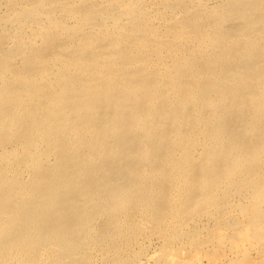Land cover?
<instances>
[{
	"label": "bare ground",
	"instance_id": "bare-ground-1",
	"mask_svg": "<svg viewBox=\"0 0 264 264\" xmlns=\"http://www.w3.org/2000/svg\"><path fill=\"white\" fill-rule=\"evenodd\" d=\"M246 194L264 0H0V264H127Z\"/></svg>",
	"mask_w": 264,
	"mask_h": 264
},
{
	"label": "rangeland",
	"instance_id": "rangeland-1",
	"mask_svg": "<svg viewBox=\"0 0 264 264\" xmlns=\"http://www.w3.org/2000/svg\"><path fill=\"white\" fill-rule=\"evenodd\" d=\"M259 201L251 194L235 196L224 209L209 210L186 223L188 233L171 242L157 235L139 238L127 264H264V215H257Z\"/></svg>",
	"mask_w": 264,
	"mask_h": 264
}]
</instances>
